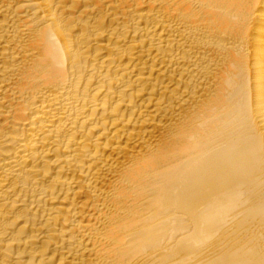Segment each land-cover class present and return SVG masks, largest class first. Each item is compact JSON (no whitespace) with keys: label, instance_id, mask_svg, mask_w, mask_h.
<instances>
[{"label":"bare ground","instance_id":"bare-ground-1","mask_svg":"<svg viewBox=\"0 0 264 264\" xmlns=\"http://www.w3.org/2000/svg\"><path fill=\"white\" fill-rule=\"evenodd\" d=\"M0 264H264V0H0Z\"/></svg>","mask_w":264,"mask_h":264}]
</instances>
